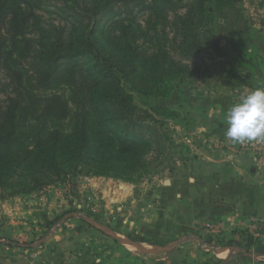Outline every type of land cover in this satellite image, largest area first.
<instances>
[{
	"label": "trees",
	"instance_id": "1",
	"mask_svg": "<svg viewBox=\"0 0 264 264\" xmlns=\"http://www.w3.org/2000/svg\"><path fill=\"white\" fill-rule=\"evenodd\" d=\"M240 1L0 0V71L11 87L0 100V197L29 194L67 172L134 181L174 118L137 104L133 93L169 97L175 70L188 65L163 45L143 49L147 35L133 12L184 9L177 49L190 60L199 56V29ZM51 2L66 5L63 26L41 25L36 12ZM207 41L221 52L211 29Z\"/></svg>",
	"mask_w": 264,
	"mask_h": 264
},
{
	"label": "rangeland",
	"instance_id": "2",
	"mask_svg": "<svg viewBox=\"0 0 264 264\" xmlns=\"http://www.w3.org/2000/svg\"><path fill=\"white\" fill-rule=\"evenodd\" d=\"M65 9L66 5L63 3L51 2L43 5L36 13L43 27H58L63 26L62 12ZM116 9L123 11L124 8L116 6ZM133 13L137 23L147 35L139 40L143 49L151 51L163 45L170 59L173 58L176 62L181 61L188 65L181 71L175 70L171 83L172 92L169 97H146L133 93L134 101L141 106L149 107L154 104L172 112L173 121H169L161 128L166 132L165 136L162 134L164 137L161 145L153 146L151 153L145 157L148 167L143 172L137 173L134 181L126 182L114 177L67 172L61 174L60 179L29 194L0 197V214L5 207H10L11 201L17 207L7 221L12 225L10 228L12 232L5 231L3 225H0V239L2 237L6 239L7 237L4 236L8 234L7 239L27 247L40 240L61 218L83 217V224L86 228L99 229L101 227L104 231L118 237V241L130 251L143 254L140 251L143 246H135V248L125 242L131 235L130 232L117 228L123 223L119 220L124 215L122 210L124 206L121 205L123 203L133 205L129 199H139L143 200L144 204L148 202L152 204V200L156 199L154 195L160 192L157 190L158 187L169 186L171 179L185 180L177 171L180 170L178 168L180 160L187 156L188 152L185 151L197 150L202 153L205 150L228 147L241 151L258 152L257 154L262 156L259 154V146L263 144L256 146L252 145V142L233 143L225 135L224 137L217 136L215 132L218 129H213V121L220 117H227L228 109L232 105L238 103L243 96L254 89L264 85L256 80L257 76L264 75V0H241L233 6L215 12L210 26L205 25L199 29L201 39L199 56L190 60L181 57L177 49L180 41L177 26L180 17L184 14V9L177 11L164 9L156 13L153 9L147 8ZM210 29L219 36L221 48L219 53H216L213 45L207 41L210 37ZM29 31L32 35L33 28L31 27ZM2 33L4 34V30ZM254 64L259 67L253 71L252 69L255 68L253 66H256ZM249 70L253 71L250 79L245 77ZM10 91L9 80L5 72L0 71V100L4 101ZM65 94L67 96L68 92ZM255 147H257L256 150ZM98 178L110 183L112 188L110 193H114L118 198L117 204L120 205L113 208L112 217L107 216L102 210L95 211L93 205L90 207L89 204L88 207V202H92L91 199L96 196L90 191L89 179ZM119 199L122 202H119ZM145 207V212L142 211V214L140 213L141 208L137 207L142 218L143 216L152 218L158 214L152 205ZM133 214L138 215V212ZM40 218L45 223L39 228L29 224L31 219L39 221ZM97 220L101 223L99 224ZM106 220L111 224H106ZM219 222L210 220L213 226ZM208 223L201 224L200 227L198 225L206 235L208 234L205 225ZM68 224L70 225L63 229L75 230L83 227L76 226L77 219ZM18 226L21 231H18ZM15 233L23 236H18L21 242L14 239L17 234L12 236L13 239L10 238ZM99 235L103 237V233ZM23 238L25 239L22 240ZM113 244L117 245L118 242L113 241ZM142 249L148 252L150 249L153 250L149 246ZM148 254L145 252L144 255Z\"/></svg>",
	"mask_w": 264,
	"mask_h": 264
},
{
	"label": "crops",
	"instance_id": "3",
	"mask_svg": "<svg viewBox=\"0 0 264 264\" xmlns=\"http://www.w3.org/2000/svg\"><path fill=\"white\" fill-rule=\"evenodd\" d=\"M253 67L254 71L259 66ZM253 71L249 70L245 77L252 78ZM256 80L264 84V75ZM213 123L217 136L224 137L226 117ZM251 144H263L259 146L262 156L228 147L202 153L185 151L187 156L180 160L177 170L185 180L171 179L169 186L158 187L160 192L154 195L152 204L129 199L133 205H121L124 215L119 220L123 223L117 228L127 230L136 239H145L147 242H133L153 249L145 251L149 253L146 256L145 252L130 251L101 227L86 228L83 217H68L61 218L40 240L27 247L7 239L6 234V239H0V264H97L98 260L99 264H264V143ZM100 179H89L90 191L96 196L88 207L93 205L95 211L102 210L112 217L113 208L120 204L117 196L110 193V183ZM9 205L0 214V225L11 233L12 225L7 221L17 207L12 201ZM146 205H152L158 214L142 218ZM137 207L141 208L140 215ZM136 211L138 215L133 214ZM74 219L76 226L83 227L63 229ZM210 220L222 225L213 236L199 229ZM44 223L41 218L29 221L35 228ZM106 224L111 223L106 220ZM17 228L21 231L20 226ZM16 234V238L12 237ZM18 236L21 235L15 233L10 238L21 242Z\"/></svg>",
	"mask_w": 264,
	"mask_h": 264
},
{
	"label": "clouds",
	"instance_id": "4",
	"mask_svg": "<svg viewBox=\"0 0 264 264\" xmlns=\"http://www.w3.org/2000/svg\"><path fill=\"white\" fill-rule=\"evenodd\" d=\"M226 121L224 135L231 142L264 143V87L254 89L232 105L228 109Z\"/></svg>",
	"mask_w": 264,
	"mask_h": 264
},
{
	"label": "built area",
	"instance_id": "5",
	"mask_svg": "<svg viewBox=\"0 0 264 264\" xmlns=\"http://www.w3.org/2000/svg\"><path fill=\"white\" fill-rule=\"evenodd\" d=\"M205 227H206L207 234L210 235V236H213V235L217 234L221 230L222 225L216 224V225L213 226V224L208 223V224L205 225Z\"/></svg>",
	"mask_w": 264,
	"mask_h": 264
},
{
	"label": "water",
	"instance_id": "6",
	"mask_svg": "<svg viewBox=\"0 0 264 264\" xmlns=\"http://www.w3.org/2000/svg\"><path fill=\"white\" fill-rule=\"evenodd\" d=\"M95 224H96L97 226L100 227V225H99L98 223L95 222ZM109 234H110V233H109ZM110 235H111L114 239H117V240H118V237H116L115 235H112V234H110ZM125 242L128 243V244H130V245H132V246H134V247H135V246H139L138 244H136L135 242H133V241H131V240H129V239L126 240ZM135 248H136V247H135ZM140 251H142V252L144 251V252H145L146 250H142V249H141Z\"/></svg>",
	"mask_w": 264,
	"mask_h": 264
}]
</instances>
